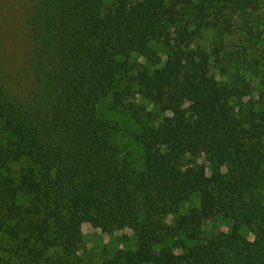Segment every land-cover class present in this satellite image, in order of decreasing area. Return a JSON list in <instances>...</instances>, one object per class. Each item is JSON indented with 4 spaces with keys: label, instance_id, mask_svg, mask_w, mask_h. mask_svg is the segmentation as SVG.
<instances>
[{
    "label": "trees",
    "instance_id": "obj_1",
    "mask_svg": "<svg viewBox=\"0 0 264 264\" xmlns=\"http://www.w3.org/2000/svg\"><path fill=\"white\" fill-rule=\"evenodd\" d=\"M241 2H32L26 23L35 91L20 96L0 76V135L12 138L0 150V172L29 162L18 182L0 174V264H16L3 256L15 248L30 264H69L46 256H72L91 217L95 229L127 228L137 239L136 251L103 264H264V109L254 114L260 124L237 126L233 111L242 91L218 78L210 53L183 25H190V6L221 22ZM224 25L233 32L232 23ZM158 44L167 50L165 62ZM130 52L149 64L133 83L154 110L125 106L155 125L138 135L144 172L112 142L116 126L98 113L127 71ZM116 103L123 105L120 94ZM201 155L224 169L215 181L205 165L184 161ZM20 194L33 202L17 205ZM195 197L199 207L167 226L161 212ZM221 214L229 215L232 231L204 240L205 224ZM250 225L253 240L242 233ZM178 233L190 243L185 254L159 247L162 235Z\"/></svg>",
    "mask_w": 264,
    "mask_h": 264
},
{
    "label": "rangeland",
    "instance_id": "obj_2",
    "mask_svg": "<svg viewBox=\"0 0 264 264\" xmlns=\"http://www.w3.org/2000/svg\"><path fill=\"white\" fill-rule=\"evenodd\" d=\"M33 1L0 0V76L14 93L23 97H30L35 91L33 71L28 58L30 33L26 23ZM105 1L107 6H111L112 0ZM201 6L202 3H199V7ZM196 10V7L192 6L186 9L190 25H186V22L183 25L195 33V46L210 53L218 78L242 91V98L234 104L235 123L238 127L244 128L260 124L254 114L264 109V103L261 101L264 93V0H242L223 17L221 22L218 19H204L201 16L205 12L201 10L202 13L198 14ZM226 21L233 24V32L226 31L224 27ZM154 47L159 50L165 62L167 50L160 44ZM128 62L127 71L117 78L111 94L100 103L98 113L102 119L116 126L112 142L130 156L137 172H144L146 150L138 140V135L155 125L146 120H138L125 106L132 102L138 106H145L148 110H154L150 103L138 96L133 83L136 75L149 64L139 54L132 52L129 53ZM117 94L121 95L123 105L116 103ZM11 139L8 133L3 132L0 135V150L6 147ZM184 161L192 165H205L212 181L224 171L217 163L208 162L205 155L186 157ZM28 167L29 162L22 161L10 165L0 174L3 179L18 182ZM259 193L264 200V189ZM15 202L26 207L33 202V198L20 194ZM197 207L199 200L195 197L179 207L163 210L162 219L167 226L174 227L176 219L181 214ZM92 220L93 217L85 222L83 243L72 256L66 257L63 252L56 250L50 252L46 258L51 262L68 261L69 264H103L115 258L121 251L137 250V239L131 230L95 229ZM232 228L229 215L221 214L205 224L203 239L228 234ZM242 233L249 240H253L252 225L245 227ZM158 243L161 249H167L177 256L185 254L190 248V243L180 233L162 235ZM3 256L5 259L12 258L16 264H30L25 255L16 248L12 253L9 251Z\"/></svg>",
    "mask_w": 264,
    "mask_h": 264
}]
</instances>
